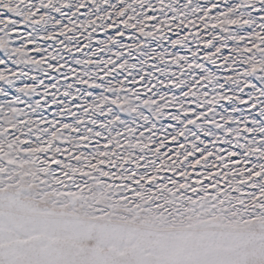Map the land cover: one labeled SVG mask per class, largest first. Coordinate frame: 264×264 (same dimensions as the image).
<instances>
[{"label": "snow or ice", "instance_id": "6c2138e0", "mask_svg": "<svg viewBox=\"0 0 264 264\" xmlns=\"http://www.w3.org/2000/svg\"><path fill=\"white\" fill-rule=\"evenodd\" d=\"M0 264H264V0H0Z\"/></svg>", "mask_w": 264, "mask_h": 264}]
</instances>
